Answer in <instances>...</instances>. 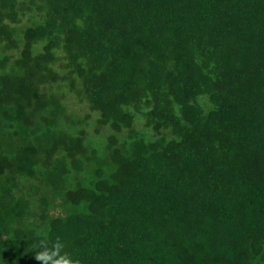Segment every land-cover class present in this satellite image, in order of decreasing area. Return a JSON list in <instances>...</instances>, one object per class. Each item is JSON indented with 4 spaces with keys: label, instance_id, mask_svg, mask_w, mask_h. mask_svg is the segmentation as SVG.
<instances>
[{
    "label": "trees",
    "instance_id": "1",
    "mask_svg": "<svg viewBox=\"0 0 264 264\" xmlns=\"http://www.w3.org/2000/svg\"><path fill=\"white\" fill-rule=\"evenodd\" d=\"M57 243L264 264V0H0V264Z\"/></svg>",
    "mask_w": 264,
    "mask_h": 264
},
{
    "label": "clouds",
    "instance_id": "2",
    "mask_svg": "<svg viewBox=\"0 0 264 264\" xmlns=\"http://www.w3.org/2000/svg\"><path fill=\"white\" fill-rule=\"evenodd\" d=\"M60 248L61 245L57 243L52 250H45L41 253H39L36 257L38 261H41L42 264H48L49 261H52V264H74V262L71 261L70 257L67 255H60ZM53 257H56L55 260H53Z\"/></svg>",
    "mask_w": 264,
    "mask_h": 264
}]
</instances>
